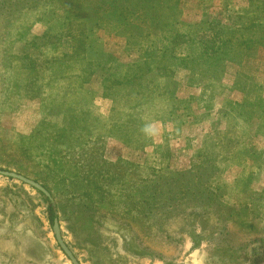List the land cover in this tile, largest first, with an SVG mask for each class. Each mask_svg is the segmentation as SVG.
<instances>
[{
  "label": "rangeland",
  "instance_id": "374dc122",
  "mask_svg": "<svg viewBox=\"0 0 264 264\" xmlns=\"http://www.w3.org/2000/svg\"><path fill=\"white\" fill-rule=\"evenodd\" d=\"M3 2L0 264H264V0Z\"/></svg>",
  "mask_w": 264,
  "mask_h": 264
},
{
  "label": "water",
  "instance_id": "95a60500",
  "mask_svg": "<svg viewBox=\"0 0 264 264\" xmlns=\"http://www.w3.org/2000/svg\"><path fill=\"white\" fill-rule=\"evenodd\" d=\"M0 174L7 176V177L14 178V179H18V180L30 185L31 187L37 189L38 191H41L46 196H48V192L46 191V189L42 185H40L39 183H37L36 181H34L30 178H27L21 174H18V173L12 172V171L1 170V169H0ZM52 230H53L55 239H56L59 247L62 249V251L65 253V255L69 258L71 263L72 264H79L77 259L74 257V255L72 254V252L70 251V249L68 248V246L65 244V242L62 239V236L60 233V226H59L57 218L53 219Z\"/></svg>",
  "mask_w": 264,
  "mask_h": 264
},
{
  "label": "trees",
  "instance_id": "16d2710c",
  "mask_svg": "<svg viewBox=\"0 0 264 264\" xmlns=\"http://www.w3.org/2000/svg\"><path fill=\"white\" fill-rule=\"evenodd\" d=\"M4 4L3 0H0V13H1V9H2V5ZM4 16H10V15H6V13H4ZM225 46V44H222L220 49H223ZM218 58V57H217ZM39 193H41L39 191ZM43 194V193H41ZM45 198V201L47 202V212H48V220L52 223L53 222V219L57 217L56 213H55V210L53 208V205L51 202H49V199L48 197H44ZM4 226H2L1 228L3 229Z\"/></svg>",
  "mask_w": 264,
  "mask_h": 264
}]
</instances>
